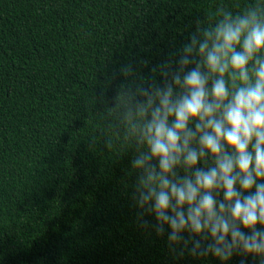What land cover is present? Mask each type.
I'll use <instances>...</instances> for the list:
<instances>
[{"label":"trees","instance_id":"trees-1","mask_svg":"<svg viewBox=\"0 0 264 264\" xmlns=\"http://www.w3.org/2000/svg\"><path fill=\"white\" fill-rule=\"evenodd\" d=\"M253 3L0 0V264H260L178 255L141 227L136 148L105 147L101 115L125 82L122 66L151 79L197 21Z\"/></svg>","mask_w":264,"mask_h":264},{"label":"clouds","instance_id":"clouds-1","mask_svg":"<svg viewBox=\"0 0 264 264\" xmlns=\"http://www.w3.org/2000/svg\"><path fill=\"white\" fill-rule=\"evenodd\" d=\"M151 71L122 66L125 82L101 113L105 147L136 148L139 225L166 235L178 255L264 264V0L238 12L218 6L178 59L170 53Z\"/></svg>","mask_w":264,"mask_h":264}]
</instances>
